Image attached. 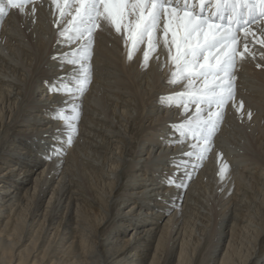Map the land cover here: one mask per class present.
Wrapping results in <instances>:
<instances>
[{"label":"bare ground","instance_id":"6f19581e","mask_svg":"<svg viewBox=\"0 0 264 264\" xmlns=\"http://www.w3.org/2000/svg\"><path fill=\"white\" fill-rule=\"evenodd\" d=\"M35 6V17L29 6L0 19V264H264V48L249 37L255 58L237 60L236 106H225L206 158H188L193 141L170 125L195 109L160 99L183 89L168 82L162 42L145 68V46L129 60L101 22L84 94L53 93V83L74 90L79 69L59 55L68 45L51 0ZM72 103L68 144L58 114L73 115ZM176 165L178 182L191 172L186 188L167 183ZM213 214L215 245L196 263Z\"/></svg>","mask_w":264,"mask_h":264},{"label":"snow or ice","instance_id":"6c2138e0","mask_svg":"<svg viewBox=\"0 0 264 264\" xmlns=\"http://www.w3.org/2000/svg\"><path fill=\"white\" fill-rule=\"evenodd\" d=\"M51 4L56 17L54 25L68 45V50L59 55L65 63L78 67L79 75L74 90L54 83L48 90L84 94L91 83L94 35L101 22L122 36L129 60L141 45L145 46L141 61L145 68L162 42L173 69L168 82L183 84V89L160 99L182 106V113H188L191 106L195 109L170 127L180 137L193 141L182 154L184 157L205 159L213 150V137L224 119L225 106L229 102L236 106L237 60L246 56L255 58L249 49V37L252 45L264 48V29L259 27L264 23V0H51ZM29 6L31 16L35 17V0H0V19L9 9L25 14ZM66 17L71 18L65 22ZM252 25H256L260 35ZM239 32H243V51L238 49ZM260 55L264 58V52ZM261 66L257 64L258 68ZM70 108L73 115L66 116L63 111L58 114L69 129L68 144L77 131L74 122L80 115L78 104L72 103ZM242 108L241 100L237 111ZM248 118L251 119L250 112ZM188 163L187 159L183 161L185 168ZM175 167L177 172L166 178L168 185L186 188L191 172L178 182L175 176L179 174V165ZM226 167L220 169L221 177Z\"/></svg>","mask_w":264,"mask_h":264},{"label":"rangeland","instance_id":"374dc122","mask_svg":"<svg viewBox=\"0 0 264 264\" xmlns=\"http://www.w3.org/2000/svg\"><path fill=\"white\" fill-rule=\"evenodd\" d=\"M43 99H44V97H43ZM140 132V131H139ZM65 149H67V147H65ZM144 157L146 156V154L145 155H143ZM36 175H37V172L34 174L33 173V178L34 177H36ZM121 189V188H120ZM126 208V207H125ZM215 219H216V215L215 214H213V218L211 219V222H210V225H209V235L207 236V241L205 242V244H204V247H203V249L205 250H203V249H201V251H203V252H201L200 251V249H199V251L198 252H196V256H195V261H196V263H198L199 261H201L202 259H203V256H204V258L207 256V254L210 252V250L212 249V247H214V245H215V241H216V235L215 234H213V227H214V223H215ZM212 233V234H211ZM209 237V238H208ZM213 240V241H212ZM208 247V248H207ZM210 247V248H209ZM222 253H223V250H221L220 252H219V254L217 255V257L218 258H221V256H222ZM202 255V256H201ZM198 256V257H197ZM178 257H179V253H178V255H177V260H178ZM197 259L199 260L198 262H197Z\"/></svg>","mask_w":264,"mask_h":264}]
</instances>
